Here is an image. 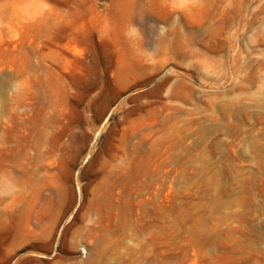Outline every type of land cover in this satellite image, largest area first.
I'll return each instance as SVG.
<instances>
[{"label":"rangeland","instance_id":"1","mask_svg":"<svg viewBox=\"0 0 264 264\" xmlns=\"http://www.w3.org/2000/svg\"><path fill=\"white\" fill-rule=\"evenodd\" d=\"M0 264H264V0H0Z\"/></svg>","mask_w":264,"mask_h":264}]
</instances>
